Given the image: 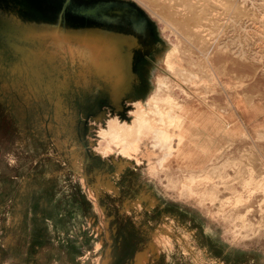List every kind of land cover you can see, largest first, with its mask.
I'll list each match as a JSON object with an SVG mask.
<instances>
[{
    "label": "rangeland",
    "instance_id": "1",
    "mask_svg": "<svg viewBox=\"0 0 264 264\" xmlns=\"http://www.w3.org/2000/svg\"><path fill=\"white\" fill-rule=\"evenodd\" d=\"M165 1L0 0V264H264V0ZM113 30L119 106L74 80Z\"/></svg>",
    "mask_w": 264,
    "mask_h": 264
},
{
    "label": "bare ground",
    "instance_id": "2",
    "mask_svg": "<svg viewBox=\"0 0 264 264\" xmlns=\"http://www.w3.org/2000/svg\"><path fill=\"white\" fill-rule=\"evenodd\" d=\"M161 2H162V0H161ZM165 2L168 3L169 5L173 3L172 0H166ZM132 15L137 17L135 13H132ZM174 15H176V14H174ZM191 19H193V18H191ZM113 33L114 34L119 33V34H121V36L120 35L117 36V35L112 34V35L105 36L103 38H96V36L94 38L88 37V36L81 37L80 44L82 42V49L87 47L86 45L92 44L95 47V50H97V51L101 50L102 53L106 52V54L109 56V59H104L102 61L104 65H100V66L98 65L95 69L93 68L90 70L89 69L85 70V67L87 66V64L90 63L89 60L87 59L86 65L84 64L82 66V68L80 69V72L79 71L76 72V76L74 77L75 78L74 80L76 82L77 81L76 79H78L77 74H80L82 76L79 79L80 81L78 80L79 82H77V83H79V85H81V86H87L88 84H90V82H94L95 80L104 81V83L106 84L105 89L107 90L108 94L110 95L112 102L118 104V106H119V101L123 98V95L129 89L130 84H132L138 78L137 74L134 73V71H133L132 63H133V58H134L135 54L138 53L139 51L142 52V50H144V48L142 47L140 42H135L134 37H133V33H120V32H117L116 30H113ZM99 44H100V47H99ZM28 54L31 55L32 52H29ZM106 54H105V56H106ZM56 65H54V66H56ZM14 66L17 69H19L20 64L16 63ZM93 67H94V65H93ZM114 68H122V69L120 71L116 72V71H114ZM32 69H33V67H32ZM89 71H91V72H89ZM46 78H47L46 80L51 81V82H53L54 79H57V77H54V75H52L51 77L47 76ZM71 79H73V78H71ZM34 81H35V79H33L31 82L34 83ZM67 81H68V78H67ZM57 89H65V88L61 87V86H57ZM57 92H59V90ZM136 101H141V100L136 99L133 102H136ZM147 124H148L147 121L143 120V122H141L138 125V129H139L140 133H142L143 131H146V128H148Z\"/></svg>",
    "mask_w": 264,
    "mask_h": 264
},
{
    "label": "crops",
    "instance_id": "3",
    "mask_svg": "<svg viewBox=\"0 0 264 264\" xmlns=\"http://www.w3.org/2000/svg\"><path fill=\"white\" fill-rule=\"evenodd\" d=\"M134 73H136V72L134 71ZM138 78H139V76H138ZM172 168L174 169V168H179V167L177 165H172ZM141 181L142 180H140L139 183ZM145 192L146 193H149V195L154 199V203L150 207V209H154L158 205V200H159V197H160L159 194H158V190H157L156 185L154 187H152V188L146 189ZM140 195H137V196H140ZM137 196H136V198L132 199V202L134 204H132L131 207H129L127 210L123 209V213L124 214H126V215L136 214L137 215L138 214L137 211L139 212V211L142 210V208H140V207L139 208H136V206L138 204H139V206H141V204L142 205L143 204L149 205V199L148 200H144L143 198H140V201L139 202H136V201H138L137 200V198H138ZM14 242H15L14 233L13 232H10V231L8 233L6 232V235H4V237H2V240H0V260H11V258H10V256L12 255L11 254L12 253L11 245Z\"/></svg>",
    "mask_w": 264,
    "mask_h": 264
}]
</instances>
